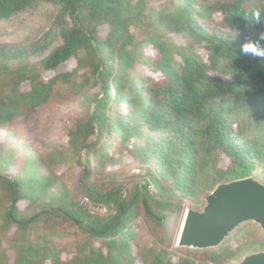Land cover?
<instances>
[{"label": "trees", "instance_id": "16d2710c", "mask_svg": "<svg viewBox=\"0 0 264 264\" xmlns=\"http://www.w3.org/2000/svg\"><path fill=\"white\" fill-rule=\"evenodd\" d=\"M15 26L34 36L0 45V264H233L166 224L264 179V58L241 52L264 0H0V38Z\"/></svg>", "mask_w": 264, "mask_h": 264}, {"label": "water", "instance_id": "95a60500", "mask_svg": "<svg viewBox=\"0 0 264 264\" xmlns=\"http://www.w3.org/2000/svg\"><path fill=\"white\" fill-rule=\"evenodd\" d=\"M203 213H197L195 236L200 251L217 250L238 230L257 225L264 234V182L248 177L220 184L206 198ZM17 202L15 199L14 204ZM195 250V251H197ZM238 264H264V251L244 257Z\"/></svg>", "mask_w": 264, "mask_h": 264}, {"label": "rangeland", "instance_id": "374dc122", "mask_svg": "<svg viewBox=\"0 0 264 264\" xmlns=\"http://www.w3.org/2000/svg\"><path fill=\"white\" fill-rule=\"evenodd\" d=\"M176 0H147L149 9H157L160 10L165 6H168L171 2H175ZM208 27V25H205ZM7 32L8 36H3L0 38V45L3 43H21L25 42L30 32H25L23 30L18 29L17 26L7 28L2 31ZM101 35H106V30L103 28L101 30ZM76 68V62L70 61L67 64L63 65L60 69L61 72L64 71H72ZM4 135L0 132V138H3ZM53 137L59 139L60 131L57 128L53 130ZM125 166L123 169L128 172L129 175H139L141 173L140 169L137 167V162L133 161L131 158H126L124 162ZM80 172V168H76L75 173L78 175ZM262 182H264L263 178H258ZM140 183V181H137ZM216 189V187H215ZM85 197V196H84ZM83 198V195L74 194V199L80 205V199ZM201 202L198 207L192 206L189 202H184V208L181 212L175 214L170 217L167 221V231L172 239L173 249H181V250H197L200 249V242L198 238L195 236L196 223L194 218L197 213H203L207 206L206 196L200 197ZM100 207V211L106 212L105 216L108 214V209L105 206H97ZM81 206V205H80ZM87 210V209H86ZM89 211V210H88ZM90 212V211H89ZM100 215V214H95ZM249 227V228H248ZM248 228V229H247ZM251 231V233L249 232ZM248 232L251 234H248ZM262 238H264V234L261 229L257 225L249 224L241 227L236 234L231 236L227 242L224 244L223 252L226 258L233 262V264H238L245 256L257 252L259 250L264 249V245L262 244ZM223 246V245H222ZM222 246L220 248H222ZM200 251V250H197ZM214 250H209L211 252ZM205 252V251H204ZM207 252V251H206ZM199 258H203V255H200ZM208 264V263H204Z\"/></svg>", "mask_w": 264, "mask_h": 264}, {"label": "clouds", "instance_id": "9594fccd", "mask_svg": "<svg viewBox=\"0 0 264 264\" xmlns=\"http://www.w3.org/2000/svg\"><path fill=\"white\" fill-rule=\"evenodd\" d=\"M255 21L257 23L262 22L259 11H256L254 14ZM261 39H264V33L261 34ZM241 52L244 55H251L253 57L264 58V46H261L258 42H247L242 45Z\"/></svg>", "mask_w": 264, "mask_h": 264}, {"label": "built area", "instance_id": "2783aa9c", "mask_svg": "<svg viewBox=\"0 0 264 264\" xmlns=\"http://www.w3.org/2000/svg\"><path fill=\"white\" fill-rule=\"evenodd\" d=\"M80 205L84 209H87V211L89 210L92 214L104 215L106 213V212H102V210L100 211V207L94 206L91 200L84 196L83 198L80 199Z\"/></svg>", "mask_w": 264, "mask_h": 264}]
</instances>
